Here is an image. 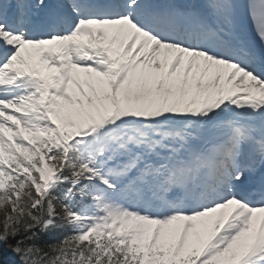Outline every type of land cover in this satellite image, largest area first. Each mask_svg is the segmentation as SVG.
<instances>
[{"label":"snow or ice","instance_id":"1","mask_svg":"<svg viewBox=\"0 0 264 264\" xmlns=\"http://www.w3.org/2000/svg\"><path fill=\"white\" fill-rule=\"evenodd\" d=\"M0 264H264V0H0Z\"/></svg>","mask_w":264,"mask_h":264}]
</instances>
